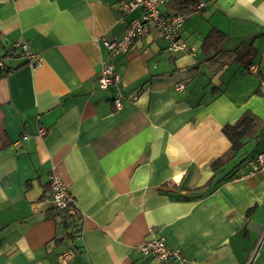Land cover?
I'll return each mask as SVG.
<instances>
[{"label":"crops","instance_id":"0c3cea01","mask_svg":"<svg viewBox=\"0 0 264 264\" xmlns=\"http://www.w3.org/2000/svg\"><path fill=\"white\" fill-rule=\"evenodd\" d=\"M120 1L0 0V264H61L66 248L69 264H159L133 249L152 236L186 264H264V165L252 169L264 127L235 154L222 133L245 111L264 120V0H166L164 13L188 12L179 36L195 54L168 51L152 28L102 90V39L142 14L122 21ZM212 29L222 37L208 46ZM125 94L136 99L117 109ZM51 169L83 214L72 226L47 202Z\"/></svg>","mask_w":264,"mask_h":264},{"label":"built area","instance_id":"2783aa9c","mask_svg":"<svg viewBox=\"0 0 264 264\" xmlns=\"http://www.w3.org/2000/svg\"><path fill=\"white\" fill-rule=\"evenodd\" d=\"M166 0H121L117 4V9L120 12V19L123 21L125 17L133 10L140 8L142 14L138 18L131 19L127 22L126 31L120 39H102L105 48L108 51L109 60L103 63L100 72L97 75L96 82L99 89H107L118 79L114 72L113 60L122 54H125L131 45L143 37H145L153 28L158 36L168 40L167 50L170 52H182L188 55L195 54V47L180 39L179 32L185 22V16L180 13L166 14L161 11L160 7ZM204 7L203 3L197 5V9ZM13 50L21 57H24L28 62L35 67L38 64V58L34 54L25 40H18L13 43ZM5 68L3 57L0 55V70ZM250 73L256 71L255 65H250L248 68ZM175 90L184 88L183 82H178L174 86ZM136 94H125L113 100L117 109L122 107L124 100H135ZM37 134L43 136L46 134L44 127L37 128ZM27 135H22L14 144L20 146L23 139ZM264 165V152H259L255 155L252 161V169H258ZM49 197L47 202L52 209L64 211L69 215H79L82 218L83 214L76 206V200L70 193L66 184L62 181L60 175L51 169L48 174ZM133 249L143 257H154L159 264H186L187 258L183 251L177 247H171L167 244L163 237L147 238L136 244ZM74 256V251L71 248L64 249L58 255V260L61 264H69ZM246 264H249V260Z\"/></svg>","mask_w":264,"mask_h":264},{"label":"trees","instance_id":"16d2710c","mask_svg":"<svg viewBox=\"0 0 264 264\" xmlns=\"http://www.w3.org/2000/svg\"><path fill=\"white\" fill-rule=\"evenodd\" d=\"M180 5H183V6L187 5V1L181 2ZM180 8L181 7L177 9H180ZM175 13H180L185 16L187 15L188 12H183L182 10L181 11L178 10ZM221 37H222V33L220 31H218L217 29H212L207 34V36L204 38V44L208 46H209V43L218 45L221 41L220 40ZM218 51H222V48H220ZM242 54L245 55V53H242ZM250 63H251L250 61H247L246 63H244L243 69L247 73H250L248 70ZM9 71L10 69H7L5 67L3 70H0V76L7 74ZM262 127H264V120L260 119L255 114L251 113L250 111L243 112L235 122L227 123L223 125L222 133L230 142L229 153L235 154L244 145V143L247 142L249 137L256 135L261 130ZM222 159H223L222 157L218 158L216 160L217 163H220ZM57 211L64 214V220L66 221V225L72 226V223H74L76 219H80V216L77 214L69 215V214H66L64 211H60V210H57Z\"/></svg>","mask_w":264,"mask_h":264}]
</instances>
